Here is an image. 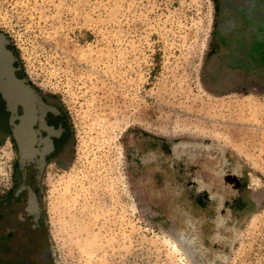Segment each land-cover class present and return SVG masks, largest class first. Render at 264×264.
Wrapping results in <instances>:
<instances>
[{"label": "rangeland", "instance_id": "374dc122", "mask_svg": "<svg viewBox=\"0 0 264 264\" xmlns=\"http://www.w3.org/2000/svg\"><path fill=\"white\" fill-rule=\"evenodd\" d=\"M221 8L0 0V31L72 126L71 162L41 187L56 264H264V77L223 64ZM207 155L239 190L195 178ZM16 160L0 144V194Z\"/></svg>", "mask_w": 264, "mask_h": 264}, {"label": "water", "instance_id": "95a60500", "mask_svg": "<svg viewBox=\"0 0 264 264\" xmlns=\"http://www.w3.org/2000/svg\"><path fill=\"white\" fill-rule=\"evenodd\" d=\"M222 4L220 40L228 50L223 64L248 76L264 77V8H256L251 0H222ZM0 35L8 44L7 85L3 92L13 112L10 123L18 136V127L24 123L23 117L17 113L18 107L23 105L26 110L31 109L39 91L26 76L9 37L1 31ZM44 171L43 167L34 170L30 163L24 170V184L13 200L0 210V264H56L44 225L45 207L41 191ZM200 172L209 177L215 174L213 170H196L195 176ZM237 178H240L238 174ZM196 179L212 186L200 176Z\"/></svg>", "mask_w": 264, "mask_h": 264}, {"label": "flooded vegetation", "instance_id": "af4514ba", "mask_svg": "<svg viewBox=\"0 0 264 264\" xmlns=\"http://www.w3.org/2000/svg\"><path fill=\"white\" fill-rule=\"evenodd\" d=\"M7 51L8 44L0 35V144L8 140L13 141L17 153L14 183L0 194V210L4 204L13 200L18 189L24 184V170H27L30 163L34 170H40L42 167L43 170H48L53 164L67 166L72 160L74 148L71 122L62 103L55 96L40 91L35 85L39 93L34 99L35 103H31V109L26 110L23 105L18 107L17 113L23 117L24 123L18 127L16 136L10 123L13 112L9 109L3 92L7 85ZM220 165L218 157L207 155L202 159H195L191 170L215 171L214 177L207 176L205 172L197 175L211 183L216 191L220 192L226 187L233 191L239 190L240 187L235 181L237 174L219 173V170H224Z\"/></svg>", "mask_w": 264, "mask_h": 264}, {"label": "bare ground", "instance_id": "6f19581e", "mask_svg": "<svg viewBox=\"0 0 264 264\" xmlns=\"http://www.w3.org/2000/svg\"><path fill=\"white\" fill-rule=\"evenodd\" d=\"M186 150H187V147H184ZM189 148V147H188ZM180 152V151H179ZM189 152V151H188ZM196 152V149H193V152L192 153H195ZM186 153V152H185ZM216 159V158H214ZM214 161V160H213ZM217 162V160H215Z\"/></svg>", "mask_w": 264, "mask_h": 264}, {"label": "trees", "instance_id": "16d2710c", "mask_svg": "<svg viewBox=\"0 0 264 264\" xmlns=\"http://www.w3.org/2000/svg\"><path fill=\"white\" fill-rule=\"evenodd\" d=\"M196 159H197V156H196ZM193 160H194V159H193ZM193 160H192V161H193ZM194 161H195V160H194ZM192 163H194V162H192ZM198 177H199V175H196V176H195V178H198Z\"/></svg>", "mask_w": 264, "mask_h": 264}]
</instances>
